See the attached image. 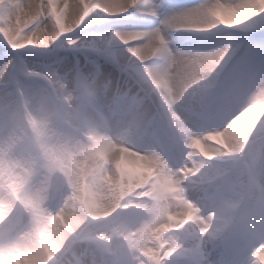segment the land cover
<instances>
[{
    "label": "clouds",
    "instance_id": "9594fccd",
    "mask_svg": "<svg viewBox=\"0 0 264 264\" xmlns=\"http://www.w3.org/2000/svg\"><path fill=\"white\" fill-rule=\"evenodd\" d=\"M30 7L39 11V5ZM12 12L8 0H0V14ZM74 15L80 18L79 9ZM35 31L48 46L27 54L41 61L29 64L19 55L14 71L0 74V187L14 182L41 216L64 210L75 194L80 163L92 162L97 141H111L161 160L185 197L200 207L212 231L204 237L198 226H189L178 239L185 249L211 248L206 264H221L218 249L226 239L251 224L264 225V188L259 196L238 188L230 158L205 161L188 152L193 138L228 134L244 119L264 95V76L246 89L242 102L232 103L243 85L230 78L233 57L226 51L189 90L186 70L201 54L171 46L167 17L145 34L109 31L61 40L53 23ZM165 78L167 88L161 86ZM253 130L243 162L255 164L264 160V112L249 137ZM193 159L197 172L186 176ZM16 210L23 216L17 238L34 232L39 216L19 205ZM79 241V234L71 237L66 252L78 251ZM95 251V264H112L105 246L97 243Z\"/></svg>",
    "mask_w": 264,
    "mask_h": 264
},
{
    "label": "rangeland",
    "instance_id": "374dc122",
    "mask_svg": "<svg viewBox=\"0 0 264 264\" xmlns=\"http://www.w3.org/2000/svg\"><path fill=\"white\" fill-rule=\"evenodd\" d=\"M224 2L228 6L238 7V12L230 18L240 21L254 17L257 13H264V0H224ZM8 3L13 6V12L8 15L0 14V53L7 48L13 56H19L25 55L32 50L42 49V46L39 44L12 49L8 45L7 36L4 34V29L6 28H10L14 34L18 32L21 39H24L29 35L36 34L35 30L38 20L43 21V24H48L51 21V23L57 25V30L59 24H63L66 28L77 27L69 19L68 6H63V3L59 0H8ZM163 3L169 6L166 0H163ZM243 3L247 4L244 5ZM73 4L74 2L70 4L72 9ZM31 5H39V11H32L33 7H30ZM87 6L88 4L85 5V7ZM166 11L167 8L162 9V14L166 13ZM19 42L20 40L17 41V43ZM40 61L41 59H32L29 60V64L36 65ZM10 65V59L5 62L4 57L0 56V74H10L13 71ZM190 70H193L195 73L186 82L189 90L198 85L199 80L197 79V75L203 74L205 71L202 70L199 63L191 66ZM261 112H264V95H262V98L255 100L253 109L230 131L231 143L240 137L233 144L232 148L234 150L226 154L230 157L231 161H234L236 157L243 159L247 151L245 140L247 138L250 141L255 137L254 130L251 137L248 136V133L252 129V126L256 124ZM205 118L208 117L206 116ZM177 127H180L179 123H177ZM223 135L226 137L227 134L211 136L207 141L198 140L205 147L212 146L216 148L219 146L220 148V145H227L226 141L220 143ZM196 140L195 138L191 140V148H188V152L193 151V147H197ZM110 144L108 146L114 148L116 157L118 158L116 164L112 163L103 147L96 143L93 149L92 162L83 161L79 165V176L75 194L72 197L71 203L67 204L71 213L77 215V219L75 220L69 221L65 218L61 220V216L57 215L56 223L48 221L47 216L49 214L42 216L38 214L35 204L27 198L24 190L14 182H9V184L0 187V205L3 202L8 204L6 214H1L0 212V248L7 247L12 240L10 238L17 233L18 226L23 221V216L16 210V206L19 205L25 212L31 211L34 216H39L38 227L34 232L28 233L33 236L35 243L42 246L39 245L36 248L43 261H45L44 258L54 259L55 257V254L47 247L48 242H44L45 230L48 228L51 231L54 229L65 233L67 241L71 237L77 236V234L80 235L79 250L74 251V256L73 254H68V264H95V248L96 244H99L98 238L100 237H109L113 249H117L120 253V260L112 261V264H163V262L159 263L158 260L165 254H176L177 257H186L192 254V249H185L180 243L178 239L180 235H172V233L164 239L167 233L166 230L161 229L164 225L169 224L167 229L173 227L178 229L180 228L179 221L182 225L184 224L181 220L175 219V217L171 218L173 212L171 210L172 202L170 197H174L175 195L172 188H167L161 183H155L152 187L147 185L145 188H141L148 181V176H146L145 172L151 168L156 169L158 166L147 164L129 152H124L121 156V151L116 149L120 145L111 141ZM203 153L200 150H196V153L192 154V157L194 158L196 154L202 155ZM108 160L113 166L105 167ZM205 161H219V159H206ZM160 162L162 163L161 160ZM136 164L140 165V169L135 167ZM198 166L197 161L193 159L189 165L190 171L185 175L192 176L195 174ZM155 172L158 173L157 170ZM107 173H111L114 179H107ZM120 177H122L121 180ZM152 189L155 193L154 196H157V202L149 204L148 202H139L132 199V197L142 195L145 191L146 195H149ZM144 208L149 209L151 215L146 216V218L141 219L139 222L138 213ZM14 212H16L15 216H13ZM134 223L137 226H133ZM184 229L186 233L187 228ZM60 239V237H57V240L62 242L63 240ZM52 240L53 238L50 241ZM161 242L166 243V246L159 248L157 244L159 245ZM105 251H107V248ZM14 256L15 259H11L0 255V264H28L26 260L27 256L23 255L22 251L15 252ZM173 257L175 258L176 256ZM75 258L79 259V261Z\"/></svg>",
    "mask_w": 264,
    "mask_h": 264
},
{
    "label": "snow or ice",
    "instance_id": "6c2138e0",
    "mask_svg": "<svg viewBox=\"0 0 264 264\" xmlns=\"http://www.w3.org/2000/svg\"><path fill=\"white\" fill-rule=\"evenodd\" d=\"M86 4L87 0H74L72 22L76 26L80 25V28H66L59 24L57 35L61 40H72L88 34L102 35L109 31L145 34L152 27L141 25L154 24L167 17L174 33L201 37L180 50L201 54L198 63L202 70L206 71L210 66L220 63L226 51L228 56L233 57L230 78L241 82L243 88L232 97V103L242 102L246 89L255 86L264 76V13H257L243 21L233 19L230 17L238 12V7L228 6L224 0H202L190 6H166L163 0H136V3H129L128 0H118L116 3L112 0H93V4L85 7ZM165 8L167 11L162 14ZM77 9L80 12L79 19L74 15ZM32 11L37 12L34 8ZM41 24L43 21L38 20L37 25ZM4 34L12 49L33 44L46 48L49 43L45 36L38 33L21 39L18 32L14 34L10 28H6ZM53 39H57V36ZM0 56L4 57L5 62L11 60L13 71L20 62V56H13L7 48ZM24 58L28 62L41 59L27 53ZM6 210L7 206L0 205V212L6 214ZM257 240L261 247L253 251ZM262 252L264 225H257L241 237L235 247H229V255L222 264H256V260L264 264ZM14 253V247L0 248V255L5 258L15 259Z\"/></svg>",
    "mask_w": 264,
    "mask_h": 264
},
{
    "label": "bare ground",
    "instance_id": "6f19581e",
    "mask_svg": "<svg viewBox=\"0 0 264 264\" xmlns=\"http://www.w3.org/2000/svg\"><path fill=\"white\" fill-rule=\"evenodd\" d=\"M59 1L63 3V6H66V5L68 6L69 17H70L69 19L72 20V8L70 7V4H72L74 2V0H59ZM90 1H92V0H90ZM112 2L116 3V2H118V0H112ZM128 2L129 3H135L136 0H128ZM87 3H88V0H87ZM243 4L246 5L247 3H243ZM190 5H193V4H183L182 6H190ZM188 37L189 36H186L185 38L188 39L187 42L191 43L193 39L192 38L189 39ZM185 38H181L180 40H177L176 42H181V41L185 40ZM140 39H144V37L141 36ZM175 49H177V48L175 47ZM182 52H184V51H182ZM190 69H191V66L186 70L185 83L195 73L193 70L191 71ZM163 84H166V83H162V85H161L162 87H163ZM257 98H262V95L258 96ZM239 138L240 137H238L237 139H239ZM216 139H218V138H216ZM196 141H197L196 150H200V151L204 152L207 155L206 157H208V158H220V157H223L225 155L224 150H221L219 148V146L216 148L212 147V146L205 147V145H202V143L199 142L198 139ZM223 141H226L227 142L226 146H228L230 148H232L234 146L233 144H235L237 142V141L236 142L234 141L231 143V132H230V134L228 133L226 135V137L223 135V138L220 141V143H222ZM228 141H230V142H228ZM96 143L100 144L103 147L105 152L108 154V157H110L112 163L116 164L118 161V158L116 157L114 148L112 147L113 148L112 149L108 146V145H111L110 141H97ZM119 145H120V147H118L116 149L118 151H121V156L123 155L122 153L129 152V153H131V155L135 156L137 159H141V161L143 160V162H145L147 164H152V165L154 164L153 166H158L154 170H152V168L149 169L148 171L145 172V174L146 175L150 174L151 176H155L156 177V181H155L156 183L157 182H158V184L161 183L168 188L173 187L174 191H178L180 193L179 196L176 195L174 197H172V196L170 197L171 202H172L171 207H172L173 215L178 217L179 219L183 220L184 222L186 221L189 224V226H198L197 230L199 232H201L202 236L207 237L208 233L212 231L210 221L205 216L201 215V209L199 206L194 205L191 201L189 202V200H185L186 197L183 194L182 187L177 183L174 175L166 169V167L163 165V163H161L160 160L157 159L155 156H149L147 154H134L131 150H129L127 148V146L121 145V144H119ZM113 164L111 166H113ZM135 167L137 169H140V165H138V164H136ZM151 170H152V172H151ZM156 170H157L158 174L156 172H154ZM142 172H144V171H142ZM186 172H189V170H186ZM106 176H107V179H114L112 177L111 173H109V174L107 173ZM162 181H164V182H162ZM259 190H260V187H259ZM2 205L7 206V208H8V204L6 202H3ZM1 214H4V212H1ZM193 214H195V216H194V218H191V215H193ZM57 215L61 216V220H62V218H65L69 221L77 219V215L75 213H71V211L69 210L67 205L64 208V210H60L56 213L49 214V216H47L48 221L50 220L51 222L54 221L56 223L57 222L56 219L58 217ZM164 228H166V227H164ZM57 237H60L61 238L60 240H63V241L60 242L59 240H57ZM51 238H53L52 241H50ZM33 239H34L33 236L30 235L28 232L22 233L19 236V238H16L13 241H11L7 245V247H5V248L14 247L15 252L22 251L23 255L27 256L26 260H27L28 264H43V263L44 264H53V262H55V264H64V261H67L66 259H67L69 253L66 252L64 246H65V244H67L68 241L66 240L65 233H63L62 231L54 230V229L51 231L49 228L47 230H45L44 242H48L47 247L50 249V251L53 254H55L54 259L44 258L45 261H43V259L40 258L38 251H37V248H36L40 244L35 243L33 241ZM208 251H211V248H209L207 251L203 247L201 249L198 248L193 255V259L190 261V264H206L207 260L210 258L208 256ZM62 253H64V255H62ZM261 255L264 256V252H262ZM253 259L256 260L255 257H253ZM67 264H68V262H67ZM256 264H261V261L256 260Z\"/></svg>",
    "mask_w": 264,
    "mask_h": 264
}]
</instances>
